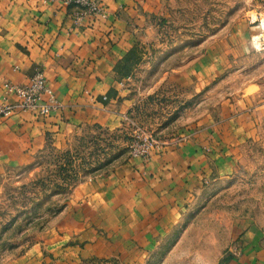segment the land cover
<instances>
[{
  "label": "rangeland",
  "instance_id": "1",
  "mask_svg": "<svg viewBox=\"0 0 264 264\" xmlns=\"http://www.w3.org/2000/svg\"><path fill=\"white\" fill-rule=\"evenodd\" d=\"M145 16L147 57L123 85L129 103L114 105L117 123L48 134L28 164L0 174V264H225L250 228L264 234V50L252 45L255 34L245 40L249 23L264 19V0H152ZM200 68L201 90L196 77L182 83ZM254 109L252 129L184 199L170 229L147 235L149 225L137 222L127 229L142 228L129 235L137 247H124L121 222L89 225L93 203L84 196L97 180L127 174L140 136L158 140L161 152L205 128L230 129ZM111 201L95 215L112 217L120 206Z\"/></svg>",
  "mask_w": 264,
  "mask_h": 264
},
{
  "label": "crops",
  "instance_id": "2",
  "mask_svg": "<svg viewBox=\"0 0 264 264\" xmlns=\"http://www.w3.org/2000/svg\"><path fill=\"white\" fill-rule=\"evenodd\" d=\"M101 2L107 18L87 15L55 0H0V105L6 98L5 82L25 85L42 72L62 106L46 117L16 113L0 122V174L9 166L28 164L48 134L59 138L87 123L113 126L119 118L114 105L129 103L124 98L127 92L123 85L134 77L147 57L140 42L147 26L145 13L152 0ZM79 12L83 18L76 23ZM251 24L253 33L248 32L245 37L248 45L251 36L259 32V27ZM203 72L200 68L194 76L185 73L182 83H193L192 77H196L201 90ZM9 101L15 102V98L10 97ZM258 109L243 112L236 121L228 122L234 128L222 132V126L216 127L214 133L205 128L183 144H172L156 152L148 161L133 159L132 168H126L124 176L117 173L97 180L84 196L93 203L87 215L89 225L102 227L104 223L110 226L121 222L124 247H137L129 235L142 236L136 234L142 228L127 230L137 222L140 227L141 222L149 225L147 235L170 229L181 214L184 199L216 165L225 163L226 154L238 149L243 132H249L255 124L253 118ZM107 196L112 198L110 203L117 201L120 208L112 212V217L95 215L97 205H104ZM36 263L29 260L24 264ZM225 264H264V234L250 228L230 247Z\"/></svg>",
  "mask_w": 264,
  "mask_h": 264
},
{
  "label": "built area",
  "instance_id": "3",
  "mask_svg": "<svg viewBox=\"0 0 264 264\" xmlns=\"http://www.w3.org/2000/svg\"><path fill=\"white\" fill-rule=\"evenodd\" d=\"M67 7H77L91 16L107 18L106 9L101 0H55ZM83 18V14L77 13L76 23ZM257 24L264 32V19L260 18L252 22ZM251 43L257 50H264V35L253 36ZM5 91V101L0 105V122L16 113H29L38 116H49L51 113L59 111L62 106L56 98L52 88L42 72L36 73L25 85L13 82L3 84ZM15 98V102H10L9 98ZM106 100V98H104ZM160 142L150 135L144 134L138 140L130 144V155L133 158L149 159L159 149Z\"/></svg>",
  "mask_w": 264,
  "mask_h": 264
}]
</instances>
